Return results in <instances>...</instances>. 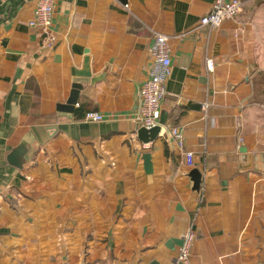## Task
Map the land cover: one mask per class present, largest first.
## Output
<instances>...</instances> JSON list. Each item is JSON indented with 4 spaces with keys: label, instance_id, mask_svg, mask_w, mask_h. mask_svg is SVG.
<instances>
[{
    "label": "crops",
    "instance_id": "obj_1",
    "mask_svg": "<svg viewBox=\"0 0 264 264\" xmlns=\"http://www.w3.org/2000/svg\"><path fill=\"white\" fill-rule=\"evenodd\" d=\"M37 1L0 0V264H182L189 228V264H264V0L218 29L200 25L213 0H55L45 47ZM153 33L171 74L143 144ZM73 73L98 79L65 115Z\"/></svg>",
    "mask_w": 264,
    "mask_h": 264
},
{
    "label": "built area",
    "instance_id": "obj_2",
    "mask_svg": "<svg viewBox=\"0 0 264 264\" xmlns=\"http://www.w3.org/2000/svg\"><path fill=\"white\" fill-rule=\"evenodd\" d=\"M55 0H38L35 7V18L29 22V26L39 32L40 45L42 47L51 45L53 32L51 30V19L53 14ZM243 2L241 0H213L210 11L201 17L200 25L209 29H218L222 24L237 17L242 10ZM128 7L127 4L124 5ZM168 37L153 33L152 42L149 47L151 64L145 81L141 85L137 94V114L135 121L138 129L144 128L150 130L160 127V107L165 97V85L171 74V60L168 52ZM208 69H212V62L206 61ZM78 107V104H75ZM206 109V106H203ZM104 116L97 112H86L84 120L87 122H101ZM164 129V128H163ZM178 148H183V137L178 129L172 128L167 131ZM185 164L188 167L193 166L194 154L191 151H183ZM195 238V232L189 228L183 235V243L180 247L177 261L182 264H189L191 246Z\"/></svg>",
    "mask_w": 264,
    "mask_h": 264
},
{
    "label": "water",
    "instance_id": "obj_3",
    "mask_svg": "<svg viewBox=\"0 0 264 264\" xmlns=\"http://www.w3.org/2000/svg\"><path fill=\"white\" fill-rule=\"evenodd\" d=\"M124 1V0H123ZM73 86L70 91V95L66 102L64 104H59L57 106V112H63V114L67 113H73L74 111V106L78 102L79 94L83 88L84 85L87 84H93L95 81H97V77H92V78H82V77H76L75 73H73ZM160 132V127H155L150 130H146L144 128H139L137 131V138L139 141H141L143 144L150 143L154 141ZM244 152V150H241ZM143 161H144V166H145V171L147 173H150L151 171V163H150V155L149 154H144L143 155ZM21 162L16 163V166H20ZM189 178L191 179L193 183L194 189L197 191L200 188L201 184V179L202 175L197 169H193L189 173ZM151 264H157L155 262H152Z\"/></svg>",
    "mask_w": 264,
    "mask_h": 264
}]
</instances>
